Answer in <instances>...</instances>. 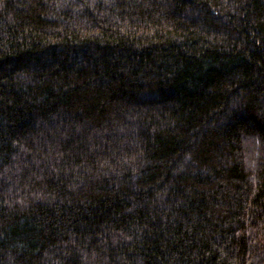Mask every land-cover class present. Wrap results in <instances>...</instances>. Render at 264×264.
Returning a JSON list of instances; mask_svg holds the SVG:
<instances>
[{
    "label": "trees",
    "instance_id": "trees-1",
    "mask_svg": "<svg viewBox=\"0 0 264 264\" xmlns=\"http://www.w3.org/2000/svg\"><path fill=\"white\" fill-rule=\"evenodd\" d=\"M0 264H264V0H0Z\"/></svg>",
    "mask_w": 264,
    "mask_h": 264
}]
</instances>
